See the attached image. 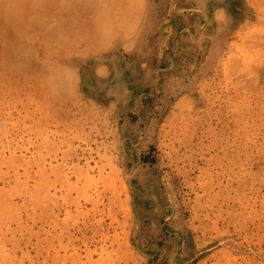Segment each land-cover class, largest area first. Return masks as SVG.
<instances>
[{"label":"rangeland","instance_id":"374dc122","mask_svg":"<svg viewBox=\"0 0 264 264\" xmlns=\"http://www.w3.org/2000/svg\"><path fill=\"white\" fill-rule=\"evenodd\" d=\"M105 1L0 16V264H264V0Z\"/></svg>","mask_w":264,"mask_h":264},{"label":"crops","instance_id":"0c3cea01","mask_svg":"<svg viewBox=\"0 0 264 264\" xmlns=\"http://www.w3.org/2000/svg\"><path fill=\"white\" fill-rule=\"evenodd\" d=\"M103 5L106 6L105 0H0V16L51 18L53 33L61 34V43H72L69 53L81 59L88 50L102 48L105 43L101 27L98 32V27L93 30L92 25L93 18L105 12Z\"/></svg>","mask_w":264,"mask_h":264}]
</instances>
